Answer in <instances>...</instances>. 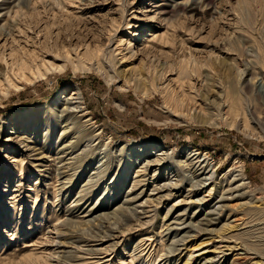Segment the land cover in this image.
<instances>
[{"label": "rangeland", "instance_id": "obj_1", "mask_svg": "<svg viewBox=\"0 0 264 264\" xmlns=\"http://www.w3.org/2000/svg\"><path fill=\"white\" fill-rule=\"evenodd\" d=\"M22 62L0 84V264H159L139 239L176 232L170 264H264V0H0V78ZM142 146L183 167L162 204L178 179ZM128 210L148 224L118 230Z\"/></svg>", "mask_w": 264, "mask_h": 264}, {"label": "bare ground", "instance_id": "obj_2", "mask_svg": "<svg viewBox=\"0 0 264 264\" xmlns=\"http://www.w3.org/2000/svg\"><path fill=\"white\" fill-rule=\"evenodd\" d=\"M245 11H246V9H245ZM245 11H243V12L245 13ZM245 21H246L247 24L250 25L251 22H250V19L247 16H245ZM31 71H33V69L30 68V66L29 67L26 66L22 62L18 66L17 70L13 69V70L7 72V74L5 75L4 78H0V84H1V86H5V83L12 82L15 79H20V78L26 77L27 76V73H30ZM31 73H33V72H31ZM239 74L240 73H238V75ZM32 76H34V74H32ZM239 76H240V79H241V77H243V74L242 75H239ZM139 77H140V79L139 78L137 79V77H136L135 80L140 81L141 79H144V78L146 79L147 76L143 72L142 74H139ZM206 86H207L206 87L207 90H209L211 88V87H209L210 86V83L208 82V78H207V85ZM251 86H254L253 79L250 80V81L244 79L243 83L239 82V88H238V90L240 91V94L243 95V97L245 99V102H244V99H243L242 100L243 101L242 103H244L246 109L249 112L252 110L251 109V106H253V102L251 100V97L248 96L245 92H248L250 90ZM236 89L237 88H235V85L233 84L231 86V91H232V93L234 95H235V93L237 91ZM208 94H209V92H207L206 94H204L202 96L203 100L209 102V105L214 106L217 110H221V108L224 105V103H222L223 93L222 92H219L213 98H212V96L210 97V95H208ZM80 99L81 98H79V101L77 103L81 106ZM75 108L76 109H79L80 107L79 106H75ZM209 117L206 120V123H213V122H215V120L212 117L211 118H209ZM89 121H91V119L89 120V118H87V122H89ZM66 122H68V120ZM78 129H80V128H78ZM81 132H82V130H81ZM88 139H89V134H87V133L86 134H83L81 137H79V141L80 142H83V141L90 142L89 141L90 139L89 140ZM147 148H149V147H146V146L139 147L138 153L139 154L145 153V151H146ZM149 149H151L150 151L152 153H154L155 156H154L153 159L149 160L151 162H149L147 164V167L152 166V165L155 166L156 167V173H157V171L159 172V171L164 170V168L171 167L172 168V171H173L172 172L173 177H176L178 179L175 182H172L171 181V183L168 186H165V194L159 198V203H158V204H162L163 199L170 198L173 195V191H175L176 189L180 188V186L182 185L183 179L180 178L181 177L180 176V172H182L183 167L176 166L173 162H171L172 158L169 156V154H170L169 151L170 150L165 149V148L159 149L157 146H152ZM187 153H188V155H187L188 156L187 157V161H195V160L196 161H199L200 153L198 151L188 150ZM88 157L89 156L87 154H85V156L82 157L79 160L80 161H86ZM185 164L186 163L184 162L183 166ZM188 164H190V163H188ZM236 177H239L240 180L243 179V177H242L241 174H238ZM240 177H242V179ZM190 186H191V188L195 187L194 184H191ZM196 202L197 203L198 202L200 203L201 200H197ZM224 209H226V206L225 205H220V206L218 205V208L216 210L217 214L221 215L223 213ZM170 214H171V209H168V212H167L166 215L169 216ZM114 218H115L114 226H118L117 227L118 230H121V228H123V229H125L128 232L132 230V228H131L132 224H138V226H142V227H144V226H146L148 224L147 222L141 223V221L138 219V217L136 216V214L133 213L130 210H128V212H126V211L119 212V213L117 212V213H115ZM170 219L171 218H169V220ZM174 220H175V222H172V223H176V222L180 221L181 219L180 218H175ZM213 220L214 219H209V220L205 221L206 222L205 224L206 225H209V224H211L213 222ZM176 224H177L176 226H178V223H176ZM181 224L184 225L185 223L184 222H181ZM189 226L188 227H189V229L191 231H195V232H198V233L203 232L205 230V229L203 230V226H204L203 224L202 225L201 224H199V225H193L192 224V225H189ZM162 228H163V226H162ZM171 230H173V228H171L170 226L168 228H166V231H168L169 234H170V236H168L169 234H166L165 237H168L167 239H170L171 238V235H172ZM151 231H153V230H151ZM173 231H175V230H173ZM186 234H188V232H186ZM146 235H144V238L139 239L140 241H138L137 248L136 249H141L143 247H145V249H148L149 247L150 248H153V246H154V250H155V253H154L155 256H154V258L155 259L158 258L157 261H159V264H161L162 262H164L163 264H170V262L173 260L172 259L173 255H175V253L178 252V245L181 244V243H183V242H185V240H186V237L178 238V232H176L174 234V236L172 237V242L170 244H167L163 240V237L161 236V234H159L160 235L159 240H158L159 241V244L155 248L156 238L154 237V235H151V234H148L147 236ZM149 254H150L149 256H151V258H152V256H153V255H151L152 253H149Z\"/></svg>", "mask_w": 264, "mask_h": 264}]
</instances>
